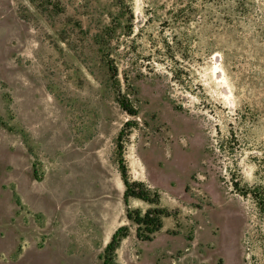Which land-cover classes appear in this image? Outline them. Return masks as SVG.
I'll list each match as a JSON object with an SVG mask.
<instances>
[{"label": "rangeland", "instance_id": "obj_1", "mask_svg": "<svg viewBox=\"0 0 264 264\" xmlns=\"http://www.w3.org/2000/svg\"><path fill=\"white\" fill-rule=\"evenodd\" d=\"M177 1L0 0V264H103L124 224L120 264H264L245 195L264 188V0L229 34ZM127 120L130 176L170 212L149 241L126 216Z\"/></svg>", "mask_w": 264, "mask_h": 264}, {"label": "trees", "instance_id": "obj_2", "mask_svg": "<svg viewBox=\"0 0 264 264\" xmlns=\"http://www.w3.org/2000/svg\"><path fill=\"white\" fill-rule=\"evenodd\" d=\"M231 1H235V4H231ZM177 2L181 3V6L176 8V10H173L176 20H179V18L183 21L191 20V17H195L198 13L202 12L205 20L210 23H216L215 25H218V23H221L222 21L224 22V25L217 30L218 34H221L223 31L227 32V34L238 31V27L240 26L234 22L235 14L247 15L250 11V6L247 0H178ZM197 3H199L200 6H197ZM235 39L237 42H244L242 36H236ZM223 54L227 58V55H229L230 52L229 50H224ZM109 68L112 71L114 78L117 79V66L110 62ZM262 89H264V87H262ZM118 102L130 115H138L137 108L131 103L126 95L121 93V91L118 93ZM255 103V108L250 109L254 118L258 117L260 109H264V98L261 99L259 103ZM134 126V120H127L119 133L118 148L120 158L118 159V166L122 182L125 186L124 201L127 204V219L136 224V236L141 240L149 241L152 240L154 235L162 229L164 217L169 216L170 212L166 207L161 205L160 194L157 190H152L144 181L133 179L130 176L129 166L123 155V143L124 138H127L130 135L129 132ZM248 193L253 195V197L261 204V207H264L263 187L256 186L251 188V190L246 192L245 195ZM130 197L139 198L149 203L150 207L144 211L139 207L132 208L129 203ZM129 234L130 228L127 224L119 226L114 231L110 241L105 246L103 264H120L117 258V250L120 247L122 240L128 237ZM221 263L222 260H220L218 264Z\"/></svg>", "mask_w": 264, "mask_h": 264}]
</instances>
